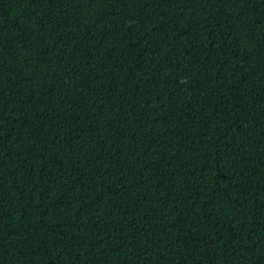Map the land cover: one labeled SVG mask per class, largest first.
Wrapping results in <instances>:
<instances>
[{
	"label": "trees",
	"instance_id": "1",
	"mask_svg": "<svg viewBox=\"0 0 264 264\" xmlns=\"http://www.w3.org/2000/svg\"><path fill=\"white\" fill-rule=\"evenodd\" d=\"M0 264H264V0H0Z\"/></svg>",
	"mask_w": 264,
	"mask_h": 264
}]
</instances>
